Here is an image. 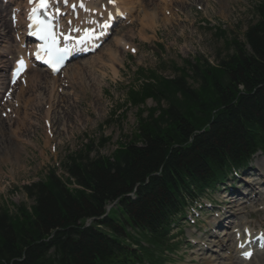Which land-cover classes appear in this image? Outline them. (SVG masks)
<instances>
[{
	"label": "trees",
	"instance_id": "16d2710c",
	"mask_svg": "<svg viewBox=\"0 0 264 264\" xmlns=\"http://www.w3.org/2000/svg\"><path fill=\"white\" fill-rule=\"evenodd\" d=\"M256 12L241 41L224 42L227 53L215 66L185 61L174 79L153 76L128 91L133 105L156 103L138 115L136 143L108 157H89L86 145L68 156L66 178L50 171L24 187L29 208L21 204L13 214L1 207L0 264H136L143 254L159 260L182 195L192 185L212 187L264 150V0ZM72 181L78 188L66 185Z\"/></svg>",
	"mask_w": 264,
	"mask_h": 264
},
{
	"label": "rangeland",
	"instance_id": "374dc122",
	"mask_svg": "<svg viewBox=\"0 0 264 264\" xmlns=\"http://www.w3.org/2000/svg\"><path fill=\"white\" fill-rule=\"evenodd\" d=\"M142 2L146 5L149 3V11L144 12V5L139 1L134 4H140L139 14H145L144 18L140 16L146 21L143 37L137 35L141 25H132L134 30L128 28L120 34L130 36L136 52L117 51L121 58V65L116 66L117 77L113 78L111 71L101 68L99 62L101 61L99 58L105 61L107 52L115 48L113 38L110 37L93 56L71 61V65L67 67V71H70L89 65L93 61L96 67L92 69L94 75L92 76L97 78L99 86L85 76L83 82L85 92L75 93L70 85H67L69 75L66 71L63 72L56 78L58 82L56 85H59L62 92L58 91L60 97L54 100L46 117L44 105L41 104L45 102L43 99L46 94L37 90L34 85L32 90L27 89V94L24 95L30 98L26 109L27 115L23 114L21 102H17L20 106L16 109L21 116V123H16L19 128L12 123V120L14 121L12 117L9 121L10 117L2 116L6 114L7 107L0 108V117L5 121L0 122V128L2 129L4 125L9 127L7 133H0L4 135L0 140V207L7 204L8 209L14 214L16 209L11 207V204L31 205V201L21 191L22 186L43 179L49 171L60 173L62 169L65 170L62 165L66 157L75 151L83 150L86 145H92L89 157L96 155L108 157L115 151L117 144L136 143L138 115L144 118L148 112L137 110L126 102L127 83L133 84L134 71L138 67H144L156 70L157 74L163 77L172 78L177 75L173 66L181 68L183 60L193 61L192 58L196 57L207 58L214 63L219 62L227 53L224 42L239 40L247 26L255 19V7L259 0H142ZM154 4L158 8L156 11L158 18L155 19L152 18L151 12L154 10ZM169 9L171 17L167 20L166 12H169ZM10 36L11 40L0 41V54L8 49L9 43H15L14 37ZM159 61L165 63V66H161ZM19 91L15 89L13 93L15 100ZM37 99L42 102L36 103ZM153 106L154 102L148 99L143 108L149 109ZM101 125L103 127H100ZM101 139H107L103 146L98 145ZM251 167L253 171L249 173V177H245V181L230 183L234 188L237 187L235 190L228 189L231 186L226 185L228 187L226 190L230 193L236 192L240 197L237 199L242 202L232 204L231 218L226 211L230 209H227L225 203V189H220L209 197L213 207L210 210H203L195 219V225L184 222L185 240L184 242L181 240V248L175 256H170L172 260L168 261V264H204L207 260H212L215 264H242L240 261L234 263L232 230L239 225L247 226L244 224L264 229V188H260L261 192L256 197L251 195L249 198L251 201L247 202L246 198L241 200L248 188L258 191L259 185L251 182L262 181L259 174L264 170V160L260 156L255 157ZM254 170L258 175L256 173V177L252 178ZM237 199L236 201H239ZM219 220L221 224L215 225ZM212 241L214 242L210 243ZM260 263L261 261L253 260L249 264Z\"/></svg>",
	"mask_w": 264,
	"mask_h": 264
},
{
	"label": "bare ground",
	"instance_id": "6f19581e",
	"mask_svg": "<svg viewBox=\"0 0 264 264\" xmlns=\"http://www.w3.org/2000/svg\"><path fill=\"white\" fill-rule=\"evenodd\" d=\"M9 1H10L9 3H14L13 12L18 17V24L16 26L23 25L24 22H23V17H21V15L35 7L33 0L31 3L29 2V0H9ZM137 1H139L141 4L144 5V12L149 11L148 9L149 3H147L146 5L144 2H142V0H111V2L110 0H51L52 3H56L55 7L57 8H59V6L62 5L63 3H67V7L63 10L66 13V17L64 18V21L61 20L59 22V23L64 22V25H62L58 29V31L61 32V34L64 37H65L66 32H73V33L80 32V31H83L84 29L93 28L100 22H103V21L105 22V20H107V18L111 16L115 12V10L121 9L122 11H126V14H129V18H128L129 21L127 20L128 22L126 23V25L120 26L118 28H116L117 27L116 26L113 28V30H115V35H113V42L115 44V48L107 52L105 61H103L104 60L103 58H99V60H101L99 61L101 62L100 63L101 68H104V69L107 68L109 71H111V75L113 78L118 76L116 66L121 65V58H119L120 55L117 51L121 53V49L125 51L127 49H131L133 45L132 40L130 39V36L125 37L120 34H122L128 28L131 30H134L132 25L134 26L141 25V27L139 28V33L137 35L138 36L140 35L141 37H143V33L145 29L144 25L146 24V21L142 20L140 16L144 18L145 14L144 13L139 14L140 4H136V5L134 4ZM81 4L83 5L82 7H81ZM73 5H75V7H73ZM133 5L135 6V9ZM7 8H8V4L3 5L0 3V39L1 40L3 39L9 40L10 33H13L12 31L13 29H12L10 21L6 20L5 18ZM74 10H77L76 18H73L71 16V11H74ZM157 10H158L157 5L154 4V10L151 11L153 13V16H152L153 19L158 18L156 16ZM134 12H136L137 14L133 18ZM107 32H108V29L106 30V33ZM15 46L17 47L14 48L13 50H9L8 53L11 55L14 54L12 56L14 58L18 54H21L22 56L19 55L18 58L15 60V62L17 60H24L26 62L27 58L24 55V51L20 49L19 44L18 45L15 44ZM2 55H5V52L4 54L2 53ZM6 61H9V60H3L2 58H0V69L5 70L6 67H8L9 62L6 63ZM65 67L66 65L64 66V68ZM95 67H96V63L92 61L90 62L89 65L80 66L79 68L71 69L70 71L66 70V74L69 75L68 80H67L68 86L70 85V88H72L75 93H81V94L84 93L85 90H84L83 82H84L85 76L88 77V80H92L93 84H95L96 86H99V81H96L97 78L95 79V77H93L94 75L92 74L93 73L92 69ZM44 73L46 74H41V73L34 71V72H31V74H28L26 88L28 89V91H31L35 85L37 90L45 92L46 96L44 97L45 99H43L45 102H42L39 99H37L35 102L36 103L42 102L41 104L44 105L45 116L47 117L48 112L51 109V106H53L54 100L60 97L58 94V91L60 90H59V85L58 86L56 85V83H58L57 79L51 76L48 72H44ZM5 80H6V75H4L3 72L0 73V85L2 84V86H0V89H2ZM6 86H7V83H6ZM22 89L23 88L20 89L18 95L21 94ZM28 99L22 104L23 109H25L28 106ZM14 103L12 104V106H14ZM13 112L16 113L14 116L15 118L14 122L18 123L21 120V118L17 117L19 116V111L16 108H14ZM15 126L16 128L20 127V126H17V124H15ZM3 130L4 128L2 129L0 128V131L3 132ZM260 185L262 186L264 185V183ZM250 190L252 189L250 188ZM225 198H226L225 203L228 207L227 209H230L226 211L228 212V215H230V218H231V208L230 207H232L231 205L233 203H237V201L233 199V195L231 196L230 194L226 195ZM235 198L237 199L240 197L237 196ZM219 221L217 222V225L221 224V220ZM213 242L214 241L210 243H213ZM247 248H251V246H248ZM211 261H208V260L204 261V264H215L214 261L212 262Z\"/></svg>",
	"mask_w": 264,
	"mask_h": 264
},
{
	"label": "snow or ice",
	"instance_id": "6c2138e0",
	"mask_svg": "<svg viewBox=\"0 0 264 264\" xmlns=\"http://www.w3.org/2000/svg\"><path fill=\"white\" fill-rule=\"evenodd\" d=\"M31 3L32 0H29ZM111 2V0H110ZM49 6L48 0H39V3L36 7L32 9V12L29 16V19L32 21V23L29 25V27L34 28V31L31 33L32 35L37 36L40 40L44 41V45L38 49L36 53L37 59H45V57H48V59L45 60L46 63H49L50 65H56L63 61L65 56L68 54L69 50L64 49L61 50L58 47L57 44V33L53 30L54 25L51 23V21H45L39 18L38 11L47 9ZM83 5L81 4V7ZM75 7V5H73ZM58 11V10H57ZM91 35H87L85 39H90ZM65 39H70V37H65ZM19 69L18 71H22L24 67L23 60H20L18 62ZM53 70H58L55 66L53 67ZM246 257H250L251 253H245Z\"/></svg>",
	"mask_w": 264,
	"mask_h": 264
}]
</instances>
